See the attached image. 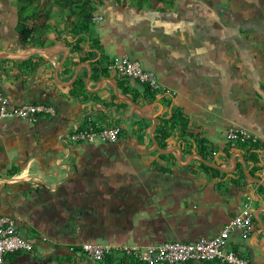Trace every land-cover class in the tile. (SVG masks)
<instances>
[{
  "label": "crops",
  "instance_id": "crops-1",
  "mask_svg": "<svg viewBox=\"0 0 264 264\" xmlns=\"http://www.w3.org/2000/svg\"><path fill=\"white\" fill-rule=\"evenodd\" d=\"M19 10L17 0H0L1 88L11 109L47 104L56 114L0 124V215L34 244L3 264H135L123 254L93 263L82 245L210 239L248 204L254 231L248 239L235 232L230 244L264 264V0H177L168 12L103 0L94 27L108 57L101 62L128 55L153 71L174 94L152 99L138 80L104 72L89 41L73 51L71 36L51 30L45 46L23 43ZM168 99L214 150L204 160L232 172L203 169L197 144L178 127L159 145ZM89 122L120 126L119 141H70ZM232 127L258 141L232 144Z\"/></svg>",
  "mask_w": 264,
  "mask_h": 264
},
{
  "label": "built area",
  "instance_id": "built-area-1",
  "mask_svg": "<svg viewBox=\"0 0 264 264\" xmlns=\"http://www.w3.org/2000/svg\"><path fill=\"white\" fill-rule=\"evenodd\" d=\"M109 70L121 76L129 77L148 85L153 91H161L173 95L174 92L165 88L159 82L156 74L147 70L143 65L128 55L114 57ZM9 98L0 85V124L5 119H21L31 123L37 122L43 115H55L56 110L47 104H25L9 108ZM120 126L101 127L97 123L89 122L86 127L77 128L70 134V141L90 143L101 140L106 143H116L120 139ZM227 138L232 144L248 141L256 143L257 136L242 127H232L227 132ZM248 204L240 214L230 220L213 238H202L197 241H165L160 244L113 245L87 242L82 245V252L93 263H99L112 254H123L144 264H182L185 262H218L219 264H253L248 256H243L232 249L230 240L235 232H239L243 239H248L254 231V214ZM34 250V244L26 239L17 227L14 218L0 215V264L10 253Z\"/></svg>",
  "mask_w": 264,
  "mask_h": 264
},
{
  "label": "trees",
  "instance_id": "trees-1",
  "mask_svg": "<svg viewBox=\"0 0 264 264\" xmlns=\"http://www.w3.org/2000/svg\"><path fill=\"white\" fill-rule=\"evenodd\" d=\"M116 1L118 3H128V5L130 4L136 6L139 9L153 5V7L158 11L168 12L174 7L177 0ZM17 2L20 8L19 34L23 43L27 45L45 46L44 41L50 38L48 32L51 30L61 37L64 35L71 36L73 39L69 42V44H71L73 51L84 52L85 49L83 43L89 41L92 49L88 51L89 57L95 56L93 50L97 49L101 53V57L98 60L100 62L99 65H101L100 68L104 72L109 70L110 63H106L108 57H106L104 53V48L99 37L94 34L96 22L95 17L97 16L99 7L103 3V0H17ZM39 18L41 21H39ZM102 60H105L106 62L102 63ZM160 92L161 91H153L148 85H145L144 93L149 99H152L155 94ZM138 97L139 96L134 97V100L136 101ZM167 102L171 107V111L169 114L164 115L161 118L160 124L156 130V139L158 140L159 145L162 148H166L168 146L166 142L167 139L171 137L173 131L178 127L180 128L183 136H190L194 139V142L198 147L197 151L204 159L214 156V150L209 148L208 140L189 131V118L186 116L184 111L180 108L172 106L171 99H168ZM246 143L248 144L254 142L248 141L245 142V144ZM252 145H255V143ZM168 156L170 155L163 154V157L167 158ZM202 167L207 172H211L213 177L224 174L221 170L213 168L204 162H202ZM243 176L244 174L241 177ZM124 256V259L130 258L135 264H144L131 257L126 255Z\"/></svg>",
  "mask_w": 264,
  "mask_h": 264
},
{
  "label": "water",
  "instance_id": "water-1",
  "mask_svg": "<svg viewBox=\"0 0 264 264\" xmlns=\"http://www.w3.org/2000/svg\"><path fill=\"white\" fill-rule=\"evenodd\" d=\"M65 60H66V59H65ZM65 60L63 61L62 65L64 64ZM153 119H154V121H155V124H154L152 130L154 131V130L156 129V126H157V121H156V118H155V117H153ZM153 131H152V134H153ZM156 146H157V148H158L160 151H163V150L159 147V145H158L157 143H156ZM239 154H240V153H239ZM198 157L201 158V159L203 160V162H205L207 165H209V166H211V167H213V168L219 169V170H221V171H223V172L230 173V172H232V171L234 170V169H228V168L222 167V166H220L219 164H214V163L207 162V161L204 160V158H203L201 155H198ZM232 160L236 163L235 154L232 155ZM179 161H180V160H179ZM243 163H244V165H245V161H244ZM252 179L255 180V181H257V182L263 183L262 180L255 179L254 177H252ZM256 219L260 222V224H261V226H262L261 220L259 219L258 216H256ZM262 228H263V230H264V226H263Z\"/></svg>",
  "mask_w": 264,
  "mask_h": 264
},
{
  "label": "rangeland",
  "instance_id": "rangeland-1",
  "mask_svg": "<svg viewBox=\"0 0 264 264\" xmlns=\"http://www.w3.org/2000/svg\"><path fill=\"white\" fill-rule=\"evenodd\" d=\"M119 56H121V55H119ZM100 140H96V142H99Z\"/></svg>",
  "mask_w": 264,
  "mask_h": 264
}]
</instances>
